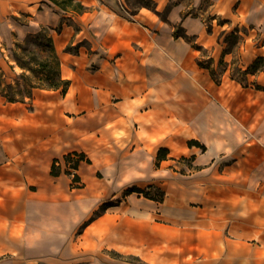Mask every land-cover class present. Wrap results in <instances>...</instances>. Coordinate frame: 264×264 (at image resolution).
Masks as SVG:
<instances>
[{
    "label": "crops",
    "instance_id": "0c3cea01",
    "mask_svg": "<svg viewBox=\"0 0 264 264\" xmlns=\"http://www.w3.org/2000/svg\"><path fill=\"white\" fill-rule=\"evenodd\" d=\"M80 1L88 11L66 12L49 0H6L0 8L13 45L42 28L50 30L62 76L70 80L65 94L34 88L26 102H8L0 94V257L24 264H64L61 253L89 208L85 202L76 206L74 192L94 181L92 163L82 161L74 170L80 177L76 187L65 156L78 152L90 159L117 138L162 129L171 92L181 89L171 87V74L187 71L184 64L206 49L194 45L203 21L187 12L204 0H152V7L135 9L129 0ZM6 51L10 54L0 48V58L14 64L12 48ZM199 59L197 66L208 71ZM55 160L59 176L51 174ZM131 188L126 196L141 195ZM244 202L242 217L227 220L225 236L218 228L164 225L156 236L154 226L135 227L142 235L133 242L146 248L131 250L149 264H187L193 254L199 264H264V191L256 209L250 198ZM121 240H112L111 246L118 248ZM224 252L225 258L213 263Z\"/></svg>",
    "mask_w": 264,
    "mask_h": 264
},
{
    "label": "rangeland",
    "instance_id": "374dc122",
    "mask_svg": "<svg viewBox=\"0 0 264 264\" xmlns=\"http://www.w3.org/2000/svg\"><path fill=\"white\" fill-rule=\"evenodd\" d=\"M144 3L149 1L129 0L134 9ZM6 4L0 0V8ZM187 12L203 21V32L194 45L206 49L197 51L195 58L214 70L213 81L194 57L189 59L184 64L187 71L171 74V87L179 85L181 89L171 92L162 129L159 126L137 138H117L106 151L89 155L94 181L74 192L76 206L85 202L89 208L61 253L64 264H149L131 250L146 248L133 242L142 235L135 227L154 226L156 236L164 225L204 231L218 228L225 236L227 220L243 215L244 197L253 201L252 209L257 208L254 203L264 191V73L245 71L264 69V61L256 62L264 55V0H204L198 9ZM2 23L0 18V48L5 55L10 54L6 49L12 48L34 70L45 61L52 71L56 69L47 40H22L13 45ZM9 65L0 58V81L5 89L12 83L16 95L28 94L29 84L46 82L45 75L30 70L23 81L20 68L12 70ZM191 140L206 149L190 147ZM161 148H167L169 154L158 166ZM70 167L67 165L66 171L74 179L76 172ZM75 185L79 187L80 182ZM131 187L153 196H159L161 189L164 202L150 201L144 194L126 196ZM98 191V199L88 203L86 198ZM117 238L123 240L115 248L111 241ZM224 258L225 252L219 253L213 263ZM20 262L0 257V264H24ZM195 262L199 264L200 257L193 254L187 258V264ZM171 264L177 263L172 260Z\"/></svg>",
    "mask_w": 264,
    "mask_h": 264
},
{
    "label": "trees",
    "instance_id": "16d2710c",
    "mask_svg": "<svg viewBox=\"0 0 264 264\" xmlns=\"http://www.w3.org/2000/svg\"><path fill=\"white\" fill-rule=\"evenodd\" d=\"M49 1H51L58 8L66 12L84 13L88 11L89 9L80 0H49ZM138 1H141V0H138ZM147 1H149V3L140 4L139 7L141 6L152 7L153 6L152 0H147ZM41 38H43L44 40H47V44L49 45L50 50H51V58H54L56 62V66H55L56 69L52 71L49 67V61H45L43 63H39L38 70H34L33 68L29 66V64L24 60V58H22L21 56L17 54V52H15V49H12L10 58H14L15 59L14 61L16 62V64H10V66L12 70H14V67L16 66H18L21 69V73L19 75L21 74L23 75L20 77V79L25 81L26 72L27 70H30L33 72H38L41 75H45L46 82H45V79H42L40 80L39 83L29 84L30 91L28 94L24 95L20 93L16 95L15 93H13V90L15 87H13L14 85H12V83H8L7 89H5L3 87L4 84L0 81V94L8 102H26L27 100H30L32 98V93H33L34 88H42V89H49V90H62L64 94L67 92L70 86V80L64 79L62 76L61 59L56 50L54 39L50 33V30L47 28H42L37 33L27 36L24 40L25 41H29V40L40 41ZM72 49H73L72 47H68V50L71 51ZM258 60L264 61V57L263 56L258 57L256 59V62ZM198 64L201 68L207 69L210 72L211 77L213 78L214 70L211 67L204 65L201 59L198 60ZM0 71H2L1 68H0ZM257 71L264 72V69L255 70L254 72H249V71H245V72H247V74L249 73L255 74ZM49 73L51 74L50 77L48 75ZM25 84L27 85V83ZM258 88L260 87L258 86ZM188 144L190 147L196 145L198 147H201L202 149H206L205 145L201 144L197 140H191L188 142ZM168 154H169V150L167 148H161L157 155V161H158L157 164L159 165L161 161L166 160ZM65 161L68 165L71 164L70 168L74 170H77L79 168V165L82 161H86L88 163L91 162L90 159H88L84 153H78V152H74L72 154L65 156ZM58 162H59L58 160H55L52 165L51 174L53 176H59L62 173L60 166H58L57 164ZM67 174H71V172L67 171ZM73 181L80 182V177L77 174L74 175ZM130 192H137L139 194H144L145 197L159 201V202L164 201V198H165V193L161 189H159V192H160L159 196H153L152 193L140 187H133L130 189Z\"/></svg>",
    "mask_w": 264,
    "mask_h": 264
}]
</instances>
